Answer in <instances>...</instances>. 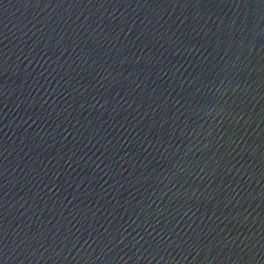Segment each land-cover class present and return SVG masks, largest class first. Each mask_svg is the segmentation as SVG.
<instances>
[{"label": "water", "instance_id": "95a60500", "mask_svg": "<svg viewBox=\"0 0 264 264\" xmlns=\"http://www.w3.org/2000/svg\"><path fill=\"white\" fill-rule=\"evenodd\" d=\"M0 264H264V0H0Z\"/></svg>", "mask_w": 264, "mask_h": 264}]
</instances>
